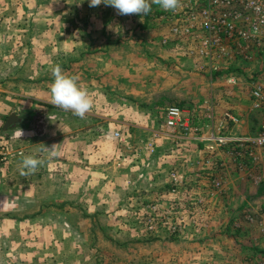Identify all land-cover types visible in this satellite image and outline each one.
<instances>
[{"label": "crops", "instance_id": "1", "mask_svg": "<svg viewBox=\"0 0 264 264\" xmlns=\"http://www.w3.org/2000/svg\"><path fill=\"white\" fill-rule=\"evenodd\" d=\"M42 2L58 9L50 17L57 26L47 24L43 31L49 42L40 49L45 54L41 76L24 80L15 65L6 75L1 68L0 97L25 102L29 111L42 107L49 129L40 134L28 124L10 136L17 143L13 148L23 154L10 156L0 171V211L9 214L0 225L18 228L19 235L42 241L45 248L65 243L76 257L88 258L98 230L124 229L133 238L129 219L137 211L143 217L151 201L162 211L185 199L189 215L177 233L159 229L146 235L154 239L156 264H246L250 258L244 250L253 254L262 245L260 225L241 224L240 217L245 210L264 209V174L232 160L212 138L253 136L264 115L252 111L248 101L247 108L233 110L238 123L228 126L224 112L199 97L189 81L194 75L188 60L177 54L173 42L161 45L169 35V11L159 5L152 4L150 14L140 17L119 15L104 4L91 7L88 0ZM46 52L56 54L53 60ZM56 64L78 77L93 99L83 118L52 103ZM8 82H25L32 91L20 96L13 86L7 88ZM175 104L191 108L197 133L183 137L166 126L164 112ZM8 107L0 103V114ZM26 156L41 161L33 173L25 174L22 167ZM257 157L256 164L264 162V153ZM210 162L217 165L212 169ZM171 172L182 180L186 196L165 195L161 187L169 184ZM212 176H220L223 184L210 197ZM197 200L205 203L202 208L195 207Z\"/></svg>", "mask_w": 264, "mask_h": 264}, {"label": "rangeland", "instance_id": "2", "mask_svg": "<svg viewBox=\"0 0 264 264\" xmlns=\"http://www.w3.org/2000/svg\"><path fill=\"white\" fill-rule=\"evenodd\" d=\"M56 5L57 4H53L51 8H48L50 6H44L42 0H0V70L2 68V75H6L7 71L15 65V72L20 71V75L23 76V78L20 79L31 80L41 76V67L43 66L42 62L45 60V54L42 52L43 50L41 51L40 49L49 42L48 37H44L45 33L43 31L46 30L45 27L47 24L57 26V19L50 18L54 15V12L57 14L56 10L58 9V6ZM173 44L175 51H178L177 54L180 55L183 60H188L191 66V74L194 75V77L189 78V81L196 89L200 98H206L208 99V102L211 100L213 104L216 105L220 114L223 112H230L233 114V110H235V108L248 107V101H250V99L246 88L247 83L242 79L243 77L241 76V73L238 71L232 72L233 75L242 77L235 86L228 85L222 78L218 77H215L211 81L207 75L197 70L193 60L191 61L188 59L184 49L185 46L183 44ZM168 49L169 48H164L163 50L169 51ZM55 55L56 54H54V52H46V58L49 60H53ZM178 61L181 60L178 59ZM7 85L8 89H11V86H13L12 88L16 89L20 96L32 91L31 87H28L25 82H8ZM10 95L11 94H8L7 96ZM198 100L199 99H195V104H197L196 106L200 104L198 103ZM19 101H22V99H18V102ZM3 102L7 103L9 107L4 109L3 114H0V143H7L12 147V149H14L13 147H16L17 143L13 141L10 136H13L17 129H20L23 126L25 127L28 124H32L33 128H35L40 134H43L44 130L47 131L49 129L46 124L47 121L43 116L44 113L42 107L38 108L36 111L34 109L29 111L26 107H24L26 104L25 102L17 104L14 100L0 97V103ZM199 106L201 108V105ZM184 108L189 109L186 106H184ZM16 109H19L20 111ZM12 113L19 115V118L21 119L19 120V126L15 130L2 132L3 125ZM191 125L198 127V125L194 124L192 115ZM227 125L229 126L230 124L227 122ZM4 138L10 139L8 141ZM118 140L120 139L118 138ZM149 145H152L151 148L154 150L153 144ZM220 148L223 149L231 159L235 158L240 163H244V166L247 169L248 167H251L253 168V172L264 174V162L256 164V161L258 160L257 156L262 155L264 152L257 150L250 156L248 153L249 151H244L241 159H239L232 154V146L225 145ZM261 157L263 158V156ZM216 165L217 163L210 162V168L213 169ZM215 177L220 176H212L211 180ZM161 188L164 193L167 192L165 194L167 195L170 189V182L169 184L163 185ZM178 192H181L178 195L179 198H182L183 195L186 196V190L183 189ZM171 195L173 196L175 194ZM184 200L178 199V201H175L176 206L174 210H172L174 207L173 205L171 209H163L160 211V213L172 214L173 218L169 224H158L153 230H149L146 225V217L149 213V209L143 217L141 216L144 213L137 211L136 216L129 219L134 221L132 222L133 224H131L134 225L131 227V230H133L132 233L134 234L133 238L126 236V233L123 232L124 229H110L107 233L104 230H98L92 243V250H89L90 254H94V257L92 258L89 257L90 254L86 251H81V253L84 256L89 254L88 258L76 257L75 254L77 252H72L71 250H73V248H65V243L61 245L59 242H54L52 243V246L45 248L42 244H40L42 241H35L31 238L29 239L26 235H24V233L19 235V232L17 231L18 228L16 229L0 225V264H156L157 262L155 257L152 255L156 246L154 244V239H150L151 241H149L147 240V237L149 236L146 235H150L148 232L159 229H168L172 232L174 224L179 225V228L172 233H177L182 228L183 217L189 215V213H187L188 211H186L187 209ZM154 203L155 201H151L147 207ZM204 204V202L202 203L197 200L195 204L197 206L195 207L202 208ZM246 215L255 217L256 222H247L245 219ZM21 216L22 213H19V217ZM7 218L9 219V214H7V212L0 211V223L5 221ZM121 219H123L122 216H120V220ZM240 221L241 224L245 221V223L247 222L248 224L258 223L260 225V236L258 235V240H260L262 244H258L260 250L251 254L248 248L243 252L246 254V257L249 255L250 258L249 261L247 260L246 264H259L260 261L264 260V235L262 233L264 228L261 227V224L264 223V209L260 207L255 211L245 210L243 215L240 217ZM240 229L241 228H239V230ZM19 230L20 232H24L25 228H19ZM142 236H144V238ZM240 244H242V242H240Z\"/></svg>", "mask_w": 264, "mask_h": 264}, {"label": "built area", "instance_id": "3", "mask_svg": "<svg viewBox=\"0 0 264 264\" xmlns=\"http://www.w3.org/2000/svg\"><path fill=\"white\" fill-rule=\"evenodd\" d=\"M168 36L161 45L170 42L185 46L188 59L193 60L198 71L212 81L222 78L228 85L235 86L242 78L246 81L251 110L264 115V0H179L178 7L168 12ZM241 73L242 77L232 72ZM211 106L208 111L211 113ZM167 127L176 129L186 137L199 129L191 125V111L180 106H170L164 112ZM228 124L238 123L230 112H224ZM120 139V134L115 133ZM217 147L232 146V154L241 159L244 151L251 156L254 151L264 152V122L250 137H233L222 134L212 138ZM152 145L147 147L151 153ZM22 155V150L12 149L7 143H0V171L10 156ZM168 194H177L182 180L176 172H171ZM222 179L211 180L210 194L222 189ZM202 202V200H199ZM176 205L172 208L174 210ZM146 225L149 230L158 224H169L172 214L160 213L157 203L148 206ZM249 223L255 217L246 215ZM179 225L172 228L176 231ZM264 235V230H262ZM259 264H264V260Z\"/></svg>", "mask_w": 264, "mask_h": 264}, {"label": "clouds", "instance_id": "4", "mask_svg": "<svg viewBox=\"0 0 264 264\" xmlns=\"http://www.w3.org/2000/svg\"><path fill=\"white\" fill-rule=\"evenodd\" d=\"M91 7L100 4L114 8L119 15L135 14L144 16L152 11V4L159 5L165 11H174L179 0H88ZM53 82L51 85L52 103L63 110H71L75 115L83 118L93 107V99L89 92L79 86L78 77L66 75L59 64L52 68ZM22 135V132H21ZM45 150L51 148L45 146ZM41 161L33 156H26L22 167L27 170L25 174L37 170Z\"/></svg>", "mask_w": 264, "mask_h": 264}, {"label": "water", "instance_id": "5", "mask_svg": "<svg viewBox=\"0 0 264 264\" xmlns=\"http://www.w3.org/2000/svg\"><path fill=\"white\" fill-rule=\"evenodd\" d=\"M19 126V121L15 113H12L2 127V132L15 130Z\"/></svg>", "mask_w": 264, "mask_h": 264}, {"label": "flooded vegetation", "instance_id": "6", "mask_svg": "<svg viewBox=\"0 0 264 264\" xmlns=\"http://www.w3.org/2000/svg\"><path fill=\"white\" fill-rule=\"evenodd\" d=\"M16 116H17V118H18V121L21 120V119L19 118V115H16Z\"/></svg>", "mask_w": 264, "mask_h": 264}]
</instances>
